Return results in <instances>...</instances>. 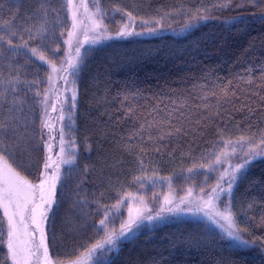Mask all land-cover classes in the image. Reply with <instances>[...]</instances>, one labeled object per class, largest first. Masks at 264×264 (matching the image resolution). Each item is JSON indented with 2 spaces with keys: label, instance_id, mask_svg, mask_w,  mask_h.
<instances>
[{
  "label": "trees",
  "instance_id": "trees-1",
  "mask_svg": "<svg viewBox=\"0 0 264 264\" xmlns=\"http://www.w3.org/2000/svg\"><path fill=\"white\" fill-rule=\"evenodd\" d=\"M92 9L110 34L131 13V30L141 34L81 56L75 108L72 102L63 128L75 156L62 169L46 224L56 264L81 259L118 232L125 215L113 214L118 200L135 195L156 210L168 193H209L226 150L242 154L264 134V0H94ZM71 25L66 0H0V155L29 184L46 161L42 110L50 72L29 49L63 64ZM8 39L28 47L15 53ZM241 137L254 144H227ZM228 203L251 246L232 247L201 220L169 216L93 264H264V157L241 171ZM7 244L0 207V264H11Z\"/></svg>",
  "mask_w": 264,
  "mask_h": 264
},
{
  "label": "rangeland",
  "instance_id": "rangeland-1",
  "mask_svg": "<svg viewBox=\"0 0 264 264\" xmlns=\"http://www.w3.org/2000/svg\"><path fill=\"white\" fill-rule=\"evenodd\" d=\"M94 0H66L68 4V9L71 17V29L70 32H74L73 36H69L66 39L68 43L65 41L66 46V59L61 65H56L58 69L57 72L53 73L52 68L49 66V76L53 77L50 82L48 77V86L46 89V93L43 99V110H42V139H43V147L46 154V161L50 167L45 169L43 167V171L39 180L30 184L33 187L31 189H22L16 200L9 205L7 199H0V207L4 213L7 222V229L9 232V224H8V216L5 215V210L7 208L8 214L13 215V213L17 212V202L20 204L21 209H23L24 204L27 202L28 211L24 212V220L23 223H20V215H15L14 219L17 223V233L13 238L14 245L20 250L21 254V264H25L24 257L27 256L28 252L37 253L36 256L31 257V259L27 262V264H45L44 261V252L43 249L40 248L37 250V245L40 244L41 232L38 231L35 225L32 223V212L31 209L36 207L37 205H41L43 202L41 200V192L37 185L40 184L41 180H47L48 183L45 185L44 199L49 198V189L52 184V177L60 175L62 173L63 167L66 165L63 163V160L72 159L75 156V148L69 142L65 141L63 128L65 118L68 115V108L71 105L73 93L76 95V74L79 67L80 59L83 52L86 48L89 47H101L104 43L112 38L114 39H122L127 36H119L117 33L110 34L103 27L101 23L100 27L94 28L93 25L95 22H100L97 12L92 9V2ZM73 17H75V21L77 24L76 28H73ZM147 37L153 35V33H145ZM79 48V55H77L76 49ZM76 60V67H69V60ZM67 68L68 71H59L61 68ZM62 76H67V81L61 79ZM53 105L55 106V110H53ZM63 116L64 119L60 117ZM47 121L51 127H44L43 123ZM61 133H63V140L61 139ZM63 149V152H62ZM229 148L221 157L219 164V171L221 176L225 173L226 170L230 172L231 168L235 167L237 164L241 163L242 154H233L234 152ZM231 151V152H230ZM247 152V151H246ZM264 157V155L260 156ZM258 157V158H260ZM256 158V159H258ZM255 159V160H256ZM254 161V160H253ZM45 165V164H44ZM244 170V169H243ZM242 170V171H243ZM240 173L238 174L239 177ZM59 179L56 181V187ZM220 186L223 189H227L228 186V176H224L223 180H220ZM235 184V183H234ZM231 189V192L234 188ZM3 185L0 184V188ZM56 187L53 190L52 199H55V191ZM211 192V191H210ZM209 192V193H210ZM231 193L224 191L221 192L219 199H213L211 204L206 203L209 200L208 193L206 194H193L189 193L182 197H176L170 193H168L162 200V204L156 210L150 209L145 202L135 195H127L121 199L122 203H120L118 208H115L113 214L114 216L120 215L121 211L125 212V215L120 216V224L118 228V232H110L109 234L114 233V244L105 243L106 239H104L100 244L103 245L102 248L96 250L91 256L87 253L81 259L71 262L69 264H93L99 258V254H104V251L111 250L114 251L120 241L129 240L135 231H138L143 226H149L154 223H159L164 221L169 216H183L189 219H198L205 222L210 228L224 236L231 244L232 247L241 248L235 246V242L231 241L227 232L225 231L228 227L227 222L221 219L220 216L216 215L217 211L223 212L224 205L229 204V197ZM54 204V203H53ZM53 206V205H52ZM52 209V207H51ZM51 209H48L47 204H43V207L37 208V219L41 224V228L43 229V233L45 236V243L47 245V236H46V224L47 219H41L40 213L44 212L45 215L49 216ZM131 209V213H130ZM172 209V211H169ZM137 210H139V215L141 219L137 221V224L133 226L130 232H126L125 235L120 236V229L122 223L126 224L130 216L131 218H135L137 215ZM158 217L152 221L146 219L147 216ZM26 226V227H25ZM107 238V237H106ZM9 240V237H8ZM243 248V247H242ZM117 250V248H116ZM101 255V256H102ZM39 257V259L37 258ZM11 264H13L11 256H10ZM48 264H56L52 260L48 252Z\"/></svg>",
  "mask_w": 264,
  "mask_h": 264
},
{
  "label": "snow or ice",
  "instance_id": "snow-or-ice-1",
  "mask_svg": "<svg viewBox=\"0 0 264 264\" xmlns=\"http://www.w3.org/2000/svg\"><path fill=\"white\" fill-rule=\"evenodd\" d=\"M253 2H255V0H253ZM71 3V0H70ZM220 7H227L228 3H224L219 5ZM99 10V9H98ZM119 11V10H117ZM128 16V23H124L123 26L121 27L120 31L117 33L119 36H127V35H140L141 33H134L131 30V23L134 22L135 17L132 16L131 13H127ZM102 22H95L93 27H100ZM144 24H148L150 23L149 21H143ZM157 23H159V21H157ZM77 24L75 21V17H73V28H76ZM43 26H41L40 28L37 29V33L42 34L43 33ZM27 31L29 33L32 32L31 28H28ZM148 31H155V29L149 28ZM12 35H16V33H12ZM74 32H69V36H73ZM30 39H35L34 35H30L29 36ZM0 41H5V37L3 35H0ZM7 44L9 45L10 48H13L15 53H19V50L22 48H27V42H24L23 44H19V45H13L11 39H8ZM66 43H68V41H66ZM30 53L32 54V56H37L38 59L41 62L44 63H48L50 65V67L52 68V72L55 73L58 71V69L56 68L55 64L51 63L50 61H48L45 57L44 54L42 53H38V49L37 48H31L29 49ZM79 48L76 49L77 55H79ZM76 60L75 59H70L69 60V67L75 68L76 67ZM59 71H64L67 72L68 69L67 68H61L59 69ZM53 77L50 75L49 76V80L50 82L52 81ZM61 79H64L65 81H67V76H62ZM13 91H15V88H13ZM76 97H75V93H73L72 96V108H75V101ZM53 110H55V106L53 105ZM132 109H129V112H132ZM61 119H64L63 116L60 117ZM44 127H51V125H49L47 123V121H44L43 123ZM149 127H152L153 125L149 124ZM5 125L0 124V129L4 128ZM145 127V125H141V129H143ZM177 131H179V129H177ZM131 138V137H130ZM61 139L63 140V133H61ZM254 144V141L252 139H245L243 137H241L240 139L236 140L235 142L229 140L227 141L228 145H238L240 146L241 150H243V147L245 144ZM233 151H235V148H233ZM63 152V149H62ZM264 155V134H261L260 136V141L258 144H254V147H250L248 149L247 152H244V155L241 156V163L237 164L235 167L231 168L230 172L228 170L225 171V173L219 178L220 180L224 179V176H228V186L227 189H223L220 186L219 181L217 182V184L212 188L211 192L208 193L209 196V200L206 201V203L211 204L213 199H219L221 192L227 191L229 193H231V189L233 187V184L237 181L238 179V174L241 173V171L243 169H245L253 160H255L256 158L260 157ZM74 157L72 159H66L63 160L62 162L65 164H71L73 163ZM45 169H47L48 167H50V165L46 162L44 165ZM191 171V169L189 170ZM52 179V184H51V188L49 189V198L48 199H44V192H45V185L48 183L47 180H41L40 184L37 185L36 187L39 188L40 192H41V200H42V204L41 205H37L36 207L31 209L32 212V223L35 225L36 229L38 231L41 232V237H40V244L37 245V250H39L40 248L43 249L44 252V261L45 264H48V247L45 243V236L43 233V229L41 228V224L39 222V220L37 219V208H41L43 207V204H47L48 209H51L54 201L51 198L53 195V190L56 187V181L59 179L58 175H55L51 178ZM0 184L3 185L2 188H0V199H7L8 204L11 205L17 198L19 192L22 189H31L33 186L30 185L28 183L27 180H25L22 176H20L17 172H15L12 168L11 165H9L8 160L5 159L4 155H0ZM120 203H122L121 200L117 201V204L112 205L113 208H118ZM28 211L27 208V202L24 204L23 209H21L20 204L17 202V212L13 213V215H9L7 208L5 210V215L8 216V224H9V232H8V244H7V248H8V252L11 256L12 262L13 264H21V254H20V250L14 245L13 243V238L16 236L17 233V223L14 219L15 215H20L21 219H20V223H23L24 220V212ZM169 211H172V209H169ZM130 213H131V209H130ZM216 215L220 216L221 219H223L224 221L227 222V229L225 230L227 232V236L228 238L235 242V246L237 247H249L250 242L246 239H244L241 235V229L238 227V225L235 222L234 219V214L231 211V206L230 204H225L224 205V210L223 212L217 211ZM40 218L41 219H47V216L45 215L44 212L40 213ZM107 215L105 216V219H102L100 221V225L101 226H105L106 227V220H107ZM158 217H154V216H147L146 219L149 221H152L154 219H157ZM141 219L140 215H139V210H137V215L135 218H131L129 221L124 224L122 223L121 225V229H120V236L125 235L126 232H130L133 228L134 225L137 224V221ZM26 227V226H25ZM114 233L113 234H109L106 238L105 243L107 244H114ZM103 245L100 243H97L96 245H94L92 248L88 249V254L89 256H91L93 253L96 252L97 249L102 248ZM37 253L31 252L29 251L27 256H25L24 262L25 264H27V262L31 259V257L36 256ZM39 259V257H37Z\"/></svg>",
  "mask_w": 264,
  "mask_h": 264
}]
</instances>
